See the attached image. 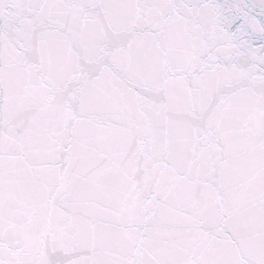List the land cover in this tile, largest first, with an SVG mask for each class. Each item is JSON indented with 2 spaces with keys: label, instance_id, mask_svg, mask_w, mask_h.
Returning a JSON list of instances; mask_svg holds the SVG:
<instances>
[{
  "label": "snow or ice",
  "instance_id": "snow-or-ice-1",
  "mask_svg": "<svg viewBox=\"0 0 264 264\" xmlns=\"http://www.w3.org/2000/svg\"><path fill=\"white\" fill-rule=\"evenodd\" d=\"M0 264H264V0H0Z\"/></svg>",
  "mask_w": 264,
  "mask_h": 264
}]
</instances>
